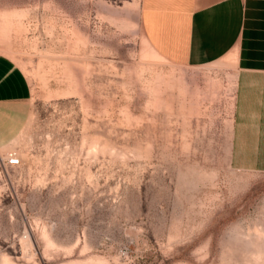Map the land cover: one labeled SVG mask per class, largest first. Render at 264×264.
<instances>
[{
  "label": "rangeland",
  "instance_id": "1",
  "mask_svg": "<svg viewBox=\"0 0 264 264\" xmlns=\"http://www.w3.org/2000/svg\"><path fill=\"white\" fill-rule=\"evenodd\" d=\"M142 1L0 0L32 92L0 143V264H264V172L230 163L234 73L161 56Z\"/></svg>",
  "mask_w": 264,
  "mask_h": 264
},
{
  "label": "crops",
  "instance_id": "2",
  "mask_svg": "<svg viewBox=\"0 0 264 264\" xmlns=\"http://www.w3.org/2000/svg\"><path fill=\"white\" fill-rule=\"evenodd\" d=\"M141 28L151 47L178 65L222 61L235 76L230 163L264 172V0H143ZM23 71L0 54V143L28 117Z\"/></svg>",
  "mask_w": 264,
  "mask_h": 264
},
{
  "label": "built area",
  "instance_id": "3",
  "mask_svg": "<svg viewBox=\"0 0 264 264\" xmlns=\"http://www.w3.org/2000/svg\"><path fill=\"white\" fill-rule=\"evenodd\" d=\"M20 164V158L16 153H14L12 156H10L7 159V165L9 166H18Z\"/></svg>",
  "mask_w": 264,
  "mask_h": 264
}]
</instances>
